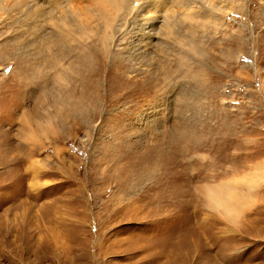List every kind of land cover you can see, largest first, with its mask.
I'll return each instance as SVG.
<instances>
[{
    "label": "rangeland",
    "instance_id": "obj_1",
    "mask_svg": "<svg viewBox=\"0 0 264 264\" xmlns=\"http://www.w3.org/2000/svg\"><path fill=\"white\" fill-rule=\"evenodd\" d=\"M139 1L114 22L127 58ZM187 2L139 73L107 77L109 54L93 94L68 74L60 98L56 30L0 1V264H264V0Z\"/></svg>",
    "mask_w": 264,
    "mask_h": 264
},
{
    "label": "bare ground",
    "instance_id": "obj_2",
    "mask_svg": "<svg viewBox=\"0 0 264 264\" xmlns=\"http://www.w3.org/2000/svg\"><path fill=\"white\" fill-rule=\"evenodd\" d=\"M0 1L2 2V5L5 3V0L4 1L0 0ZM138 1L139 0H14L13 6L5 8L7 5L6 3L4 4L3 7L4 9H9L8 11L11 12L12 14L16 12V16H18L17 18L20 19L21 17H23L24 20L29 22L30 28L34 26L37 28L36 30H38L39 32L45 30L44 28L46 27L47 23L51 25L53 30L54 29L56 30L55 35L53 31L50 32L43 31L41 38L40 37L39 38L43 40V43H41L42 46L45 43L48 45L49 44L53 45L57 48V50L55 51L53 50L49 51L48 52L49 56L47 55L46 56L47 58L50 57L49 63L51 61V64L49 65L50 66L49 68L52 72H55L54 75L58 83L57 84L58 89L55 88L56 93H54V96L57 95V97L61 98L63 92L69 91L70 93L72 92L74 93V91L76 90L77 88L76 86L75 87L73 86V89H68L69 87H71L69 86L71 81L74 82L75 84L77 82L81 83L83 81L85 87L84 92H86L89 95L93 94L91 90V86L93 85L94 79L96 77L95 74L96 70H99V72L101 73L105 60L107 59V56H109V54L111 55V65L113 66L115 63H118L119 65L116 66L118 67L117 71L114 70L111 66V68H109L107 77L108 75L119 77V74H117V72H119L121 69L122 70L120 72L122 73L123 70H126L128 74L129 73L136 74L138 69H142L141 66L143 64L145 65L148 64L149 60L147 59L148 57L147 55L149 54V51L147 47H149V45L151 47L152 42L149 43L147 41L152 40L154 37H156L159 34H162L163 37L164 36L169 37L170 34H173L172 32H174V28H175L174 26H176V22H177V18H176V16L178 15L177 13L181 14L180 12L182 13L184 12L185 9H183L184 7L181 8V6H189L187 0L186 1L179 0L176 1V3L174 2V0H150L149 5L147 6L142 5L140 9L138 8L139 10L135 12L136 14L135 16L136 17L141 16L143 18L142 19L143 23L140 24L141 23L140 21L138 25L141 27V29L140 28L139 29L142 32H141V36H139L137 39L138 42L135 45H133L134 47H131L130 51L128 52L130 57L127 58L128 56L127 57L121 56V52L119 51L111 52L110 50L111 43L116 38V34H117L115 28L116 23L114 22L117 16L121 17V15L123 16L130 15L131 12L134 10L135 5L138 4ZM3 7H1L0 9H3ZM175 7L177 8L175 9ZM191 7H193V5ZM191 7L189 6L190 10ZM180 8L182 11L179 10ZM189 9L185 10V14L183 16H186L188 18L191 16L190 13L192 12ZM83 13L84 16L87 15L88 21L86 19L84 20ZM153 15L155 16L152 17ZM197 15H199V13ZM95 16L99 18V21L96 23V25L93 26L92 19ZM183 16L179 15V17H183ZM177 27H179V25H177ZM99 30L103 31L104 33L102 37V44L104 47V51L103 53L100 54L96 53V47H94L92 42H89L91 40L90 35H92L95 31H99ZM50 45L49 47H51ZM7 46L9 47L10 50L7 51V53L9 52V57L10 58L13 57L14 61L16 62L24 55L26 56L29 54L27 53V49L25 48L18 51L21 54H17L16 53L17 50L12 49L15 46L9 44H7ZM67 47H69V51L67 54L71 55V61L69 62L68 66H66L67 64H65V53L67 52L66 51ZM13 50L14 52L12 53ZM28 60L29 59H27V61ZM38 60H42V59H38ZM30 61L31 60H29V62ZM46 62L48 63V61ZM24 63L26 62H23V64ZM47 63L45 64L47 65ZM39 64L42 63L40 62ZM35 65L38 64L35 63ZM80 67H84V72H81V70L78 69ZM38 69L35 70L38 71ZM139 72L140 71H138V73ZM68 74L73 75L71 81H69V78L67 76ZM81 77H83L82 81H81ZM46 78L47 76L45 77V79ZM146 79L149 80L150 78H146ZM130 80L131 79L128 78V81ZM42 86L44 85H41V87ZM120 90H127V89L121 87ZM74 99L76 100V97ZM75 103H77V101ZM58 106L63 107L62 105H58ZM220 196L221 195L219 194L217 195L215 194V196L211 194L210 199L215 205H221V204L225 205V203L221 202L222 199ZM229 202L230 201H228L227 203ZM227 205L225 206L227 207Z\"/></svg>",
    "mask_w": 264,
    "mask_h": 264
}]
</instances>
